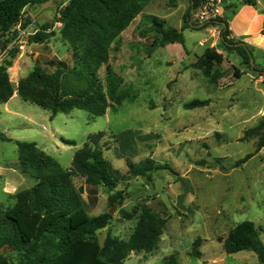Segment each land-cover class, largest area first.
<instances>
[{"label": "rangeland", "instance_id": "obj_1", "mask_svg": "<svg viewBox=\"0 0 264 264\" xmlns=\"http://www.w3.org/2000/svg\"><path fill=\"white\" fill-rule=\"evenodd\" d=\"M65 2L54 0L53 4L60 7ZM188 7L189 0H150L113 43L108 65L121 78L128 98L108 108L103 116L92 118L76 109L51 117L48 111L24 102L16 92L0 104V204L12 206L14 196L35 182L20 172L14 141L35 142L68 168L87 136L102 132L103 155L121 176L115 191L122 192V204H109L108 193L98 188L94 205H89L83 179L73 178L75 186L82 189L89 214L112 210L108 225L97 231L99 242L108 233L122 240L129 238L135 220L123 218L121 210L139 212L148 206L167 216L157 247L150 252H130L124 264H164L170 256L178 264H258L249 250L227 254L223 240L232 227L247 220L262 229L264 242V146L236 165L257 146L258 137H244L245 131L264 121V54L253 53L254 71L237 55L221 49L219 27L183 28ZM26 10L36 14L25 27L28 41L38 24L51 21L55 12L50 6ZM145 15L159 18L165 26L183 28V45L150 50L152 33ZM57 23L47 41L28 43L24 52L12 44L15 27L1 38L5 47H0V60L9 50L14 52L7 69L14 87L35 63L48 71L53 70L47 64L51 58L70 63L69 47ZM207 47L218 48L226 57L217 67L221 77L216 83L190 66ZM232 65L239 77L233 75ZM98 75L105 80V65ZM195 99L208 104L184 108ZM128 131L132 134H125ZM62 139L74 144L67 145ZM146 158L168 163L172 170L155 171L150 178L130 175L125 161L137 163ZM6 257L10 264H19L16 253L8 252Z\"/></svg>", "mask_w": 264, "mask_h": 264}, {"label": "trees", "instance_id": "obj_2", "mask_svg": "<svg viewBox=\"0 0 264 264\" xmlns=\"http://www.w3.org/2000/svg\"><path fill=\"white\" fill-rule=\"evenodd\" d=\"M48 0H0V47L5 44L1 38L20 24L25 28L32 22L27 7H36ZM172 2L174 0H171ZM54 2V0H53ZM150 0H66L56 9L49 22L38 24L36 31L28 37V43H44L54 33L50 31L59 22V33L68 44L70 63L51 58L45 67L35 63L32 70L20 78L14 87L7 72L14 52L0 60V104L6 103L16 92L24 101L48 111L53 117L58 113L67 114L73 110H83L90 117L103 116L108 108H114L125 99L128 93L121 87V78L108 65L113 43L124 30L140 15ZM241 4L255 5V0H241ZM197 0H189V7L183 16V28H193L190 10ZM235 3L225 7L224 16L216 22L207 23L196 29L217 26L219 44L226 52L234 53L248 68L252 49L238 44L230 38L229 18L234 13ZM144 21L150 26L152 37L149 49L168 44L183 45L182 29L165 26L164 21L153 15H145ZM35 19V18H34ZM224 23V25H221ZM16 34V30L13 31ZM143 35V34H141ZM218 48L207 47L191 67L211 82L221 77L217 71L226 57ZM105 65V80L98 75ZM233 75L240 73L232 65ZM264 72V71H262ZM207 100L195 99L184 104L193 109L206 106ZM262 130V131H261ZM125 134H132L130 131ZM256 135L258 142L255 151L247 153L236 162L241 164L251 158L264 146V121L247 129L244 137ZM102 132L87 136L82 146L73 153L68 168L43 151L35 142L14 141L17 149V166L24 176L35 179L32 186L19 191L14 196V204L4 207L0 204V264H10L4 245L14 248L19 256V264H124L130 252H150L157 247L159 238L167 222V216L143 206L138 212L121 210L125 219L135 220V226L127 240L118 239L109 233L102 243L97 231L106 227L111 220L108 212L91 215L82 199V189L76 187L74 177H81L85 186L89 205H94L96 191L103 188L108 193L109 204H122L124 196L115 188L121 179L118 172L104 157L100 145ZM67 145L72 140L62 139ZM130 175L150 178L159 170L171 171L168 163H159L146 158L137 163L125 161ZM261 230L252 221H242L232 227L223 240L227 254L241 250L252 251L258 264H264V242ZM197 244V243H195ZM197 254V253H196ZM164 264H178L173 256Z\"/></svg>", "mask_w": 264, "mask_h": 264}, {"label": "crops", "instance_id": "obj_3", "mask_svg": "<svg viewBox=\"0 0 264 264\" xmlns=\"http://www.w3.org/2000/svg\"><path fill=\"white\" fill-rule=\"evenodd\" d=\"M240 1L230 0L227 3L236 5L228 23L230 38L248 46L252 49V53L264 54V2L255 0V5H248L241 4ZM260 4L262 6H258ZM29 13L31 12L29 11Z\"/></svg>", "mask_w": 264, "mask_h": 264}, {"label": "built area", "instance_id": "obj_4", "mask_svg": "<svg viewBox=\"0 0 264 264\" xmlns=\"http://www.w3.org/2000/svg\"><path fill=\"white\" fill-rule=\"evenodd\" d=\"M230 0H197V4L192 8L190 15V22L195 24H207L216 22L219 18L224 16L225 7ZM59 24V23H57ZM16 34L13 37L12 44L15 48L24 52L28 49V41L24 38L27 34L25 28H21L18 24L15 26Z\"/></svg>", "mask_w": 264, "mask_h": 264}, {"label": "water", "instance_id": "obj_5", "mask_svg": "<svg viewBox=\"0 0 264 264\" xmlns=\"http://www.w3.org/2000/svg\"><path fill=\"white\" fill-rule=\"evenodd\" d=\"M46 6H50L53 8V11L56 12V9L54 8V4H53V0H48L46 1L45 3L41 4L40 5V9L43 8V7H46ZM192 13V8L190 10V14ZM27 14H30L32 17H36V14H33V13H26ZM221 25H224V23H221ZM202 26V24H198V25H195L194 27L195 28H200ZM238 44H241V45H244L243 43H238ZM249 61H250V66L252 67L253 66V58L252 56H249ZM109 214L112 213V210H109L108 211ZM1 251H7V252H12L14 251V248H10L9 246L7 245H4L2 248H1Z\"/></svg>", "mask_w": 264, "mask_h": 264}]
</instances>
